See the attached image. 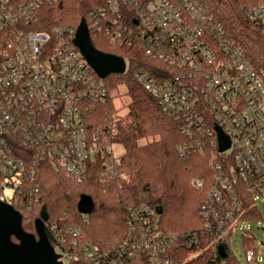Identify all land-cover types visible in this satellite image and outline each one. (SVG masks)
Wrapping results in <instances>:
<instances>
[{
    "label": "built area",
    "instance_id": "2783aa9c",
    "mask_svg": "<svg viewBox=\"0 0 264 264\" xmlns=\"http://www.w3.org/2000/svg\"><path fill=\"white\" fill-rule=\"evenodd\" d=\"M58 1L0 0V199L18 210L38 202L43 164L77 182L94 176L104 190L120 175L104 78L75 45L76 28L41 27L48 20L45 7ZM101 2L88 11L89 33L163 64L159 78L143 67L134 77L178 122L184 138L175 148L178 158H208L212 176L198 207L201 239L190 236L192 246H200L196 257H171L168 247L178 236L164 232L161 212L129 204L123 235L103 245L82 241L78 225L46 219L58 259L63 264H206L196 259L209 254L216 264L232 258L235 264L259 263L264 244L256 243L252 224L257 201L264 204V64L247 58L203 0ZM247 16L264 36V5L248 9ZM121 57L125 73L130 58ZM218 129L229 141L224 150ZM193 178L194 188L203 185L201 176ZM238 232L250 243L243 249L244 262L229 245Z\"/></svg>",
    "mask_w": 264,
    "mask_h": 264
},
{
    "label": "trees",
    "instance_id": "16d2710c",
    "mask_svg": "<svg viewBox=\"0 0 264 264\" xmlns=\"http://www.w3.org/2000/svg\"><path fill=\"white\" fill-rule=\"evenodd\" d=\"M101 1L60 0L46 6L48 20L41 27L69 25L75 29L81 19L87 21L88 11L98 2L102 3ZM203 1L221 23L228 37L241 46L247 58L255 65L264 64V36L260 27L247 16L249 8L258 2L261 4L264 0ZM89 35L97 49L130 58L125 73L109 74L103 79L110 92L116 90L118 84H126L130 96L127 119L114 117V141L124 148L120 155V175L108 189L104 190L94 176L77 182L64 171L43 164L39 175L38 202L31 208L20 210L23 229L35 234V219L44 209L48 223L78 225L82 231V241L103 245L123 235L126 229L127 205L147 204L162 209V229L166 233L178 236L170 248L168 247V251L172 252L168 254L171 257H183L188 251L200 247L192 246L190 236L197 234L201 239L198 207L206 195L205 184L211 170L201 156L192 157L187 161L178 158L175 146L184 139L178 122L162 112L154 98L134 77V70L143 67L154 77L159 78V73L164 68L163 64L146 56L140 50H122L109 46L102 36L92 31ZM113 98L114 95L109 97V106L105 109V112L108 110L111 115L115 108ZM196 175L202 177L203 188L197 189L191 185L189 180ZM81 194L89 195L93 201V208L88 214L87 221L77 210ZM47 236L54 245L51 234L47 233ZM12 239L16 241L14 237ZM208 256L204 257V260H196L216 264L210 260L212 256L209 254ZM225 264H235L234 259Z\"/></svg>",
    "mask_w": 264,
    "mask_h": 264
},
{
    "label": "water",
    "instance_id": "95a60500",
    "mask_svg": "<svg viewBox=\"0 0 264 264\" xmlns=\"http://www.w3.org/2000/svg\"><path fill=\"white\" fill-rule=\"evenodd\" d=\"M74 43L99 77L105 78L109 74L124 73V59L119 55L97 49L91 41L84 19H81L76 27ZM218 140L220 150L228 147L229 141L219 129ZM92 208V198L81 194L77 202V210L89 214ZM157 210L161 212L162 209L157 207ZM46 219L47 213L42 209L35 219V236L23 229L22 214L11 204L0 199V264H63L47 236L44 225ZM219 252L223 257L222 247H219Z\"/></svg>",
    "mask_w": 264,
    "mask_h": 264
},
{
    "label": "rangeland",
    "instance_id": "374dc122",
    "mask_svg": "<svg viewBox=\"0 0 264 264\" xmlns=\"http://www.w3.org/2000/svg\"><path fill=\"white\" fill-rule=\"evenodd\" d=\"M263 5H264V2H262L261 4H260V2H258L253 7L257 8V7H261ZM253 7L249 8V10L252 9ZM112 95H114L112 102H113V106L115 108L112 110L113 113L111 116H113V117L116 116L115 118L118 117L121 120L127 119V110H128L127 107H128V103L130 101V96L128 94L127 85L124 83L118 84L117 89L114 90L113 92H111V96ZM114 150L119 154H122L124 152V148L121 145H116L114 147ZM204 159H205L204 163H206V166L208 167V164H207L208 158H204ZM211 176H212V172H210L207 176L208 178H207L206 184H205L207 187L206 191H208ZM193 177H191L189 181L194 179ZM203 187L204 186L202 185L199 188H203ZM199 188H197V189H199ZM256 206L258 209V211H257L258 213H257V219L252 224V230H253V233H254L255 238H256V243L259 244L260 242H263V244H264V204H262L260 201H257ZM15 209H17V208H15ZM18 211L20 212V210H18ZM87 218H88V215H87ZM199 229H200V226H199ZM235 242H236V244H235ZM229 245H230L231 250L236 255L237 260H240V262H244L243 249H244V247L250 246V243L246 242V241L243 242L241 239L240 232H238L235 237L229 239ZM198 251H199L198 248L196 250H191L190 252L188 251V253L184 254V256L187 258H194L198 255ZM260 253L261 254L258 256L260 258L259 263L254 262L253 264H264V245H263V250Z\"/></svg>",
    "mask_w": 264,
    "mask_h": 264
},
{
    "label": "crops",
    "instance_id": "0c3cea01",
    "mask_svg": "<svg viewBox=\"0 0 264 264\" xmlns=\"http://www.w3.org/2000/svg\"><path fill=\"white\" fill-rule=\"evenodd\" d=\"M178 144V143H177ZM177 144H176V146H177ZM176 146H175V148H176Z\"/></svg>",
    "mask_w": 264,
    "mask_h": 264
}]
</instances>
